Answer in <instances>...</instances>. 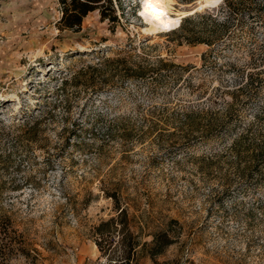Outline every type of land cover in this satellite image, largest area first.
Returning <instances> with one entry per match:
<instances>
[{
    "label": "rangeland",
    "instance_id": "374dc122",
    "mask_svg": "<svg viewBox=\"0 0 264 264\" xmlns=\"http://www.w3.org/2000/svg\"><path fill=\"white\" fill-rule=\"evenodd\" d=\"M111 1L61 30L56 0H0V264H104L105 189L143 242L177 221L157 264H264L231 149L264 131L262 0Z\"/></svg>",
    "mask_w": 264,
    "mask_h": 264
},
{
    "label": "trees",
    "instance_id": "16d2710c",
    "mask_svg": "<svg viewBox=\"0 0 264 264\" xmlns=\"http://www.w3.org/2000/svg\"><path fill=\"white\" fill-rule=\"evenodd\" d=\"M60 10L57 20L59 29L76 30L81 24L82 18L89 12L97 10L100 20L115 21L111 0H56ZM230 3L232 0H224ZM232 3V2H231ZM251 16L259 17L264 12V0L257 6L247 9ZM186 21V20H185ZM182 21L179 29L183 30ZM152 70H140L137 74L141 78L152 77ZM148 75V76H146ZM221 122L209 124L205 133L219 132ZM236 155V167L234 173L240 181L238 187L246 190L260 191L264 189V131L241 134L231 146ZM103 195L112 201L115 215L105 221H101L93 227L92 234L95 246L104 264H138L139 254L148 256L156 263V258L162 256L166 249L178 241L179 225L177 221L170 220L164 229L151 234L150 242H143L140 234L131 231V219L124 207L120 206L119 194L115 189H105ZM141 230V229H140ZM163 264H180L177 259L166 261Z\"/></svg>",
    "mask_w": 264,
    "mask_h": 264
}]
</instances>
